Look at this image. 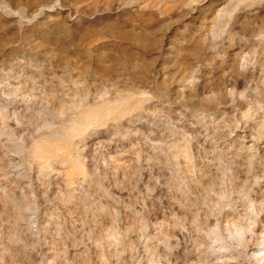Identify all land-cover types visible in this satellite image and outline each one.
<instances>
[{
	"label": "rangeland",
	"instance_id": "1",
	"mask_svg": "<svg viewBox=\"0 0 264 264\" xmlns=\"http://www.w3.org/2000/svg\"><path fill=\"white\" fill-rule=\"evenodd\" d=\"M0 264H264V0H0Z\"/></svg>",
	"mask_w": 264,
	"mask_h": 264
}]
</instances>
